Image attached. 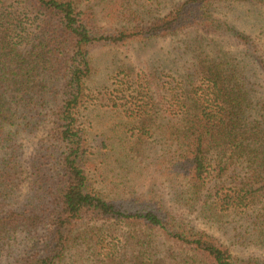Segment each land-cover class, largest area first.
I'll return each instance as SVG.
<instances>
[{
    "label": "trees",
    "instance_id": "16d2710c",
    "mask_svg": "<svg viewBox=\"0 0 264 264\" xmlns=\"http://www.w3.org/2000/svg\"><path fill=\"white\" fill-rule=\"evenodd\" d=\"M101 4L0 0V264H264L231 249H264V93L244 69H264V19L239 12L264 0ZM181 36L183 71L158 95L137 89L128 113L173 205L155 188L106 194L78 122L91 50ZM44 129L26 165L24 140Z\"/></svg>",
    "mask_w": 264,
    "mask_h": 264
},
{
    "label": "rangeland",
    "instance_id": "374dc122",
    "mask_svg": "<svg viewBox=\"0 0 264 264\" xmlns=\"http://www.w3.org/2000/svg\"><path fill=\"white\" fill-rule=\"evenodd\" d=\"M79 1L83 9L93 7L100 11L104 7L101 0ZM239 12L240 16H244L243 13L250 14L252 21L260 22L264 19V8L262 7L241 5ZM103 23L106 24V22ZM182 39H184L183 36L180 39L170 38L147 43L134 42L125 46L92 48L91 75L84 83L86 102L80 108L78 122L85 133L90 153L87 173L94 186L100 191L117 196L116 193L124 195L146 193L148 189L155 188L154 191L161 195L164 194L162 197L173 205L170 196L171 189L167 188L165 181L157 176L154 167H148V161L150 158L154 159L157 149L150 140L137 143V138H132L131 134L137 132L138 120L128 113L136 108L135 100L139 99V93H136V90L142 91L147 82H149L151 92L155 95L163 93L166 88L170 89L173 79L171 75H175L176 70L183 71L182 65L191 58L190 55L186 56L181 49ZM241 51L250 54V57L258 58V53L249 47H241ZM245 68L250 83L261 96L264 93V69L257 62L250 65L249 60L246 66L244 64ZM46 129L25 138L26 165L38 140L45 135ZM26 180L16 197L19 203L28 194L27 186L30 181L28 174ZM188 219L193 225L209 230L229 244L223 234L217 230H210L198 221L196 216L188 215ZM26 246L24 245L21 251L16 252L18 254L16 257L20 256ZM231 249L237 256L264 259L262 248L255 246L241 248L234 245Z\"/></svg>",
    "mask_w": 264,
    "mask_h": 264
}]
</instances>
